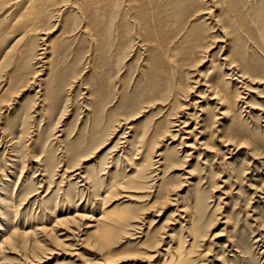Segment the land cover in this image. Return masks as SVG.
I'll return each mask as SVG.
<instances>
[{
  "label": "rangeland",
  "instance_id": "1",
  "mask_svg": "<svg viewBox=\"0 0 264 264\" xmlns=\"http://www.w3.org/2000/svg\"><path fill=\"white\" fill-rule=\"evenodd\" d=\"M127 1L118 0L126 32L116 24L103 36L108 42L102 47L96 44L93 0H65V13L75 14L69 22L76 24L64 27L62 15L49 35L38 33L45 41L37 40V45H49L43 63L37 64L32 57L36 49L29 53L25 41L4 62L0 58V215L12 205L20 214L13 228L20 233L51 228L58 217L76 212L90 217L70 231L26 237L16 250L4 251L7 264H67L74 260L75 248L101 264H177L187 258V249L193 252L189 260L198 262L208 247L213 252L205 258H219L214 264H264V0H236L234 8L208 4L229 35L206 21L205 28L219 41L197 67L186 63L171 35L176 30L165 35L166 43L157 45V36L147 40V29L138 26ZM20 10L7 7L0 19L10 11L11 21ZM5 24L0 31L7 29ZM54 38L60 40L56 51ZM17 39L6 40L2 51ZM103 49L109 59L105 66ZM229 53L234 60L226 63ZM51 54L54 59L47 62ZM23 61L28 67L19 71ZM231 61L235 73L246 76L247 71L245 84L228 70ZM29 68L40 71L31 84L26 82ZM225 76L230 79L225 80L228 96L240 92L237 118L215 123L212 109L188 118L194 110L185 105L195 94L186 93V87L195 86L197 79L213 83ZM20 77L25 78L18 82ZM175 113L179 126L156 140ZM185 119L191 129L203 119L198 132H205L203 139L215 147L214 153L186 148L183 141L194 142L182 141L187 134L173 137ZM219 136L233 145L223 147ZM78 173L87 175L89 183ZM138 174L144 176L141 182L134 180ZM103 211L110 212L99 225L109 235L105 252L115 256L109 262L77 245L81 235L97 240L95 229L86 226ZM4 221L0 219L2 227ZM59 234L64 244L55 242ZM169 245L173 251L166 255Z\"/></svg>",
  "mask_w": 264,
  "mask_h": 264
},
{
  "label": "bare ground",
  "instance_id": "2",
  "mask_svg": "<svg viewBox=\"0 0 264 264\" xmlns=\"http://www.w3.org/2000/svg\"><path fill=\"white\" fill-rule=\"evenodd\" d=\"M63 2H65V0L63 1L61 0H0V14H2L5 11V8L7 7H12L15 5H18L21 7L20 12L17 13L16 16L11 21L7 19V16L11 13L10 11L5 12L7 14L6 16H4L5 17L4 19H0V27L1 25H4L5 22L10 21L6 23L4 26V28H7V29H3L0 31L1 63L4 62L6 59H8V56L12 52V49H14V47L17 44H21V42H24V41L27 42V46L29 47L28 48L29 53H31L33 49L34 50L36 49V54L32 57L33 59L35 58L38 61L37 64L43 63L44 55L48 52L49 45H46V44L37 45V42H36L37 40L45 41V38L40 37L41 35H38V33H41L43 35H49L52 32V30L57 27V25L55 26L56 23L54 24L55 19L56 18L59 19L62 15H63L62 23L64 24V27H65V24L66 26L67 25L73 26L76 24L75 22L74 23L69 22V20L71 19L74 20L75 14L73 12L72 13L69 12L68 14L65 13L66 4H63ZM211 2L214 7H218L217 5H224V6L226 5L228 6V8L229 7L234 8L236 4V0H216V4H213L215 0H128L126 5L131 7L132 9L134 8L135 14L132 17L137 20V22L139 23L138 26L147 29L148 31V35H147L148 38H146L147 40H149L151 36L152 37L157 36L159 38L158 41H155L157 42V45L161 43H166V41L164 40V38H166L165 35L170 36L171 33L169 31L176 30V33L174 35L173 34L171 35L174 38V40L176 39L179 42L181 46V51L186 58V63L190 66L197 67L198 65H202L203 61L207 58V55L205 54H207L209 51H211V49H213L216 41L217 42L219 41L217 40L218 39L217 36L212 35L210 30L205 28L206 21L211 22V24L213 25L212 29H214V31H216L215 29L219 30L222 27L223 29H221L220 31H222V33L224 34V37L228 38V35H229L226 31L225 26H223L221 22L219 21V18H217V15L212 14V8L208 6V4H210ZM93 3L95 4V6H97L95 15L92 17V23L94 25V28L96 25L97 31H98V33L95 36V38L97 37V41H98V43L96 42V44L98 47H102L106 44V42H108V41L105 42L104 40L105 38L103 36H105L106 32L107 33L111 32L113 26H115L116 24H118L122 28L123 32H126L127 26L123 24L124 19L121 18L122 17L121 11L124 9L120 7L118 0H93ZM93 9L95 11V7ZM87 27H86L87 30L91 29L89 26ZM15 37L18 38L15 44L12 45L9 49H6V51H2L3 49H1V47H5L6 40H10ZM56 41H60V40L56 39L55 41H52L53 43L52 49L54 51H56V46H55L57 45L55 44ZM65 46L66 45L64 44L61 45L62 49L60 48V50H64ZM51 55L52 56L47 60V62L52 61L54 59V54H51ZM29 58L30 57H28L27 59L28 61L30 60ZM45 58H47V56ZM100 59L102 61L103 66L107 65L109 59L106 55V51L104 52V49L102 50L100 54ZM228 59L234 60V58L232 59L231 57V53L226 54V56L223 58V60L225 61ZM154 60L157 61L158 59L155 58ZM26 61L22 62L23 65L22 67L19 68V71L23 69L24 67H28V63ZM47 62L44 61V63H47ZM227 62L228 61H226V63ZM231 62L234 64H232V66L228 68V70L233 71L236 76L235 79H237L238 82L242 83L247 78L246 77L247 71L245 70L246 76L243 73H239L240 71L235 73L234 71L236 68L235 61H231ZM30 70L31 72H29V75H31V77L30 79L26 81L28 84L33 83L34 78H36V76H38V74L40 73V71L38 70H34V69H30ZM201 76L202 75L200 74V77ZM24 78L25 77L18 78L19 79L18 82H21ZM228 79H229L228 77H226V79H224L223 77H220L218 81L213 82V83L207 80L204 81L201 79H197L194 82L195 86H187L186 93L192 94V92H194L195 94V96L193 95L194 98L191 99L192 102L190 101L185 105L186 107L185 109H189V107L191 106L192 108L190 109L194 110V112H192L191 114H187L188 118L193 119L194 117H196L197 119L201 117L197 115L198 111H200L202 115H207L208 111L212 109L217 114V118H215L216 119L215 123H217L218 120L220 119L227 120L228 122H233L234 119L237 118V112H236L237 103H239L242 100L239 95L240 92L235 97L228 96V87H229L228 85L229 84L228 82H225V80H228ZM243 84L245 83L243 82ZM184 90L185 88H183V91ZM181 92L179 93L181 94ZM43 101H45V98H43ZM182 107L183 106L181 105L180 108L183 109ZM175 114H174L175 118L173 117H172L173 119L171 118L173 121L167 122L169 123L170 127L165 130L161 129L162 131H159L155 135L156 140L163 139L165 137L167 138V133L170 132V129L175 126H179L177 122H179L180 119H178V115L177 114L175 115ZM168 120L170 119H167V121ZM195 121H196L195 126L191 129L192 124H188L187 120L185 119V121L182 122L183 125L181 126L179 130H176L177 132L173 137L176 138L177 136H181L180 134H187V136L183 135L185 137L182 138V141L186 139H194V142L192 144H186V141L185 142L183 141V145H185L186 148L192 149L196 152L199 150L201 151L202 155L214 153L215 147L210 145L211 143H209L208 140L203 139L205 138V132L204 131L198 132L199 130L198 126L203 127L200 125V121H203V119L195 120ZM96 130L97 128L95 127V132ZM237 130L239 132L243 131L241 127H238ZM216 132L220 133L221 130H217ZM197 133H199L200 135L197 136L198 135ZM219 138H220L219 141L222 142L221 144L223 145V147H229L233 145L231 140L223 141L222 137L219 136ZM156 144H157L156 141L152 142L153 146ZM243 147H244V143H240L239 148L242 149ZM149 152L151 151H148V153ZM78 174H80V177H82L84 181L86 180V182L84 183H89L90 180L87 175H82L81 173H78ZM142 175L138 174L137 178L134 180L141 182V180L144 179V176ZM125 179L126 178H124V180ZM127 179L131 180L132 177H127ZM92 180H94L95 183H98L99 177L95 176V178ZM131 183H135L133 185H138V183L136 182H131ZM166 199L171 200L170 195L169 197H166ZM181 211H184V210H181ZM14 212H15L14 207L8 204V209L5 210L4 214L0 215V219L6 220L4 221V224L6 227H2V225H0V264H7L5 260L6 256L3 255L4 251L8 252L10 250H16L17 245L23 242V240L26 237H29V238H31L30 236L38 237L41 234L42 235H45V234L52 235L53 231H54V234H55V231L57 234L58 233L57 231H61L62 229L63 231L64 230L70 231L72 230V227H75L78 224V221L82 222L85 219H90L88 215L83 214L82 212L80 213L76 212L74 215L73 214L63 215L61 217H58L54 225L51 228H37L36 230H34V232L26 231V233H20L17 231L16 228H13V225L18 223V220H19L18 218L20 215ZM109 213L110 212L106 213L105 211H103L101 212V215L98 218V220L97 218H95L94 220V218L91 217L92 221L90 223H87L86 228L95 229L93 231V235L97 239L96 241L91 242L88 238L82 237L83 235L79 237L76 234L79 237V240H78L79 243H77V245H80V247L83 249L85 248L87 250L94 252V254L95 252H97V254L99 253L101 256L100 259H102L104 262L105 261L109 262V260L112 261L113 260L112 258L115 257V256L111 257L110 251H109L110 253L107 251L105 252V249L107 248L109 244V242L107 241L109 238V235L107 233L100 231L99 229V225L101 224V221H104L105 217ZM189 218H191V216ZM226 218L228 220V216ZM121 220L122 218L120 217L119 219H114V221L117 223L120 222ZM61 235L63 234H59V236H56L57 240H55V242L59 244H64L63 240L60 238ZM70 235L71 233H69V239H70ZM166 236L168 238H172L173 234L166 233ZM168 242L170 243V241ZM157 245L158 243H156L154 247H158ZM171 247L172 246L169 245L168 248L164 249V251L166 252V255L168 254L170 255L171 249L173 251V248ZM212 252L213 251L210 247L206 248L205 250H203V252L199 254L200 255L199 261L196 262L195 260L193 261L189 260V256L193 252L190 249H187L184 253V255L187 256V258H184L182 256L180 260L177 262V264H187V262H189V264H214L215 261H219V258L215 257L214 260L207 259L208 253H212ZM71 255H72V259L74 258V260L71 262H68L67 264H101L100 262H93L89 258L85 257L80 252V249L75 248ZM97 257L98 256H96V258ZM163 264H166V263H163Z\"/></svg>",
  "mask_w": 264,
  "mask_h": 264
}]
</instances>
